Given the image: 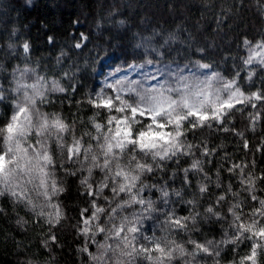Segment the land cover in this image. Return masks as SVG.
<instances>
[{"label": "trees", "instance_id": "trees-1", "mask_svg": "<svg viewBox=\"0 0 264 264\" xmlns=\"http://www.w3.org/2000/svg\"><path fill=\"white\" fill-rule=\"evenodd\" d=\"M261 42L264 0H0V89L5 95L0 101V128L15 111L18 94L13 90L17 81L34 84L43 77L40 83L44 96L37 97L36 109L49 121L59 117L69 129L58 132L52 128L43 137H37L33 130L23 143L24 147L31 144L39 148L37 140L46 141L54 161L49 171L64 191L51 195L49 185L48 200L38 180L27 185L28 198L37 206V212L43 208V216H38L26 202L0 195V264H97L92 257L103 251L98 245L105 243L106 233L97 232L93 242L94 228L88 235L81 232L83 219L95 211L93 201L105 211L98 220L91 221L92 225L108 229L113 223L118 226L125 217L133 222L139 219L137 247H151L152 239L160 240L162 246L174 241L191 253L195 245L190 241L205 245L212 242L209 247L213 255L198 253L193 260L174 253L170 264H241L242 260L251 264L244 260L251 255L253 240L247 238L251 233L236 239L233 211L240 217L238 223L250 224L254 211L260 208L259 200H264V98L253 97L250 102L236 104L222 123L211 120L210 126L190 128L185 122L181 139L192 146L190 153L162 161L160 167L150 156L136 152L141 163L153 165V171L142 174L133 189L135 194L143 188L139 197L151 202L149 210L131 203L129 193L114 195L111 180L99 196L88 195L80 181L89 177L90 161H84L81 153L78 162H69L67 147L77 139L84 148L91 145L93 153H100L98 143L102 141L93 138L98 135L95 124L104 126L102 131L106 132L109 111L94 107L89 100L96 98L97 72L107 64L113 68L142 60L207 64L225 82L234 81L246 97L253 93L264 97V64L259 62L260 57L245 63L254 44ZM25 43L29 46L27 53ZM78 43L80 48L76 47ZM111 114L117 113L113 110ZM137 118L141 124L136 129L149 123L146 117ZM57 135L63 137V150ZM205 149L209 155H204ZM131 155L128 151L121 157L122 166L129 167ZM100 159L102 162L103 157ZM194 160L200 162L202 170L191 169ZM185 169L189 171L185 173ZM248 176L254 180L251 191L242 182ZM103 180L104 172L93 168L89 177L93 192ZM120 182L122 178H117ZM202 185L206 187L204 192L200 191ZM164 191L169 193L167 197ZM252 195L257 200H252ZM113 208L117 212L109 221ZM208 208L215 215L208 213ZM57 212L59 223L55 222ZM169 216L188 218L186 229L170 226ZM256 218L258 226H264V217ZM52 236L56 237L54 241ZM259 242L264 244V240ZM107 243L115 247L116 241L110 239ZM257 251L256 264H264V249ZM158 255L152 253L153 257ZM105 259L107 264H117L118 260L127 264V258L111 251ZM134 264L154 261L141 254L134 258Z\"/></svg>", "mask_w": 264, "mask_h": 264}, {"label": "snow or ice", "instance_id": "snow-or-ice-1", "mask_svg": "<svg viewBox=\"0 0 264 264\" xmlns=\"http://www.w3.org/2000/svg\"><path fill=\"white\" fill-rule=\"evenodd\" d=\"M76 47L80 48L81 45L78 43ZM23 49L25 53L28 52L29 46L27 43L23 45ZM256 49L264 50V42L255 46V49L252 50L253 54L249 56L245 63H252L253 59L258 56L260 57L259 62L264 64V51H256ZM199 67L208 68L209 65L202 64ZM24 72H27V70H24ZM211 79H216V77L213 76ZM41 81H43V77H38L37 83L34 84H24L17 81V87L13 90L18 94L14 102L15 111L5 127L0 128V134L3 135V149L0 150V195L8 194L18 202H26L34 212H37V206L32 204L31 199L27 196V185L34 184L38 180V187L45 190L43 194L48 200L51 199V195H56L64 191V189L57 186L53 174L49 171L54 161L48 150L46 141L42 142L38 139L37 145H39V148L31 144L24 147L23 143L26 142L27 137L33 130H35L37 137L50 134L52 128H55L58 132L69 130L68 126L59 117L49 121L47 116H41L38 109H36L37 97L43 99L44 96ZM204 83L206 88H211L210 81H205ZM106 87L111 88L116 95L114 97L106 96L103 90H101L100 93L96 94L95 99L89 100V103L93 104L94 107H103L109 111L106 132L102 131L104 126L95 124L98 135L93 138L98 142L102 141L98 143L100 149L99 155L92 152L91 145L88 148H84L80 140L73 139L72 145L67 147V159L69 162H78L81 153H83V160L90 161V166L88 167L89 177L93 168H100L104 172V180L99 184L95 192L92 190V184L89 183V177H85L80 181L86 187L88 195L99 196L104 188L109 187L108 181L111 180L113 184L111 191L114 195L129 193L131 203L146 206V210L151 209L152 204L150 201H145L139 197V191H142L143 188L141 187L135 194H133V189L136 187V183L140 180L142 174L153 171V165L141 163L137 159L136 152L145 157L150 156L156 167H160V162L162 161L171 160L178 155L190 153L192 146L185 145L181 139L184 136L182 129L185 122L189 124L190 128L204 127L205 125L210 126L209 121L211 120L222 123L223 117L236 104L250 102L253 97L256 100L264 98L256 93H253L252 97H246L239 88L235 87L234 81L226 82L221 90L214 93L201 88L199 84L196 86V90L193 91L192 87L186 83L182 88H168L164 90L163 86H161L159 89L150 88L139 91L132 86L125 88L124 81L116 80L115 83L107 84ZM28 89L32 90L31 93ZM59 90L63 91V89ZM165 91L169 94H165ZM221 91L228 93L226 98L221 96ZM173 92L178 93V98H173L171 95ZM122 93L134 94L136 96L135 102L125 99ZM4 99L3 89H0V101ZM252 106L255 107V104ZM113 110L120 115H112ZM138 116H147L150 122L136 129L135 126L141 124V121L137 118ZM56 139L58 146L63 150L65 147L62 142L63 137L57 135ZM245 147H247L246 142ZM30 149L31 152L29 151ZM128 151H131L133 155L130 157L129 167H124L121 165L120 160ZM204 155H209L207 149H205ZM101 156L103 157L102 162ZM80 162L83 166V161ZM132 162H135L134 167H131ZM239 167V165H234V168ZM191 169L202 170L200 169V162L194 160ZM184 171L187 173L189 169H185ZM68 174L75 175V172ZM117 178H122V182L117 183ZM242 182L248 184L250 191L254 188V180L251 176H248ZM49 185L51 187V195L48 192ZM200 191H206V187L202 185ZM168 195L167 191L163 192L164 197ZM176 195L179 196V193H176ZM251 198L254 201L257 200L255 195H252ZM223 199L224 197L221 196L220 200ZM127 203L125 202V204ZM259 204L260 208L254 211V218L250 224L238 223L240 217L236 215L235 211L230 209V211H233L235 218L236 239H241L245 233H251L247 237L253 240L251 255L244 258V260L251 261V264H256L257 250L264 249V244L259 242L260 240H264V226H258L259 221L256 218L264 217V200H259ZM123 206L122 204L117 207ZM93 207L95 211L92 216L83 219L84 227L81 229V232L88 235L94 228L95 231L92 232L93 242H95L94 236L97 232L106 233L105 243L98 245V248L103 251L100 255L92 257L97 261V264H107L105 257L110 251L113 254L119 253L120 257L127 258V264H134V258L141 254L147 259L153 260L154 264H166V261L170 264L174 253H179L181 256H191L193 260L198 253H204L209 256L213 255V250L209 247L212 244L211 241L207 245L190 241V243L195 245V250L191 253L187 252L183 245L176 244L174 241H167L162 246L160 240L152 239L149 241L152 245L151 247H146L143 244L137 247L135 242L137 240L136 234L140 232V228L137 227L139 219L133 222L125 217L118 226L113 223L111 228L106 229L99 224H91V221L98 220L99 214L105 211V209L97 207L94 201ZM233 207L238 206L234 205ZM84 211H87V209ZM116 212V208L111 209L109 221H112ZM207 212L215 215L212 208H208ZM37 215H45L42 207L37 212ZM81 216L83 217V212ZM59 219L60 214L57 212L55 222L59 223ZM187 219L169 216L168 223L172 227L184 230L186 229ZM48 222L49 224L53 223L51 218H49ZM51 239L54 241L56 237L52 236ZM110 239L116 241L115 247L107 243ZM144 239L148 238L144 237ZM230 242L235 243L236 240ZM84 251H87V248ZM153 252L159 253V255L153 257ZM214 254L219 256V251L215 250ZM89 255L91 256L92 254L89 253ZM117 264H122V262L118 260ZM186 264H192V262L188 261ZM241 264H244L243 260Z\"/></svg>", "mask_w": 264, "mask_h": 264}, {"label": "rangeland", "instance_id": "rangeland-1", "mask_svg": "<svg viewBox=\"0 0 264 264\" xmlns=\"http://www.w3.org/2000/svg\"><path fill=\"white\" fill-rule=\"evenodd\" d=\"M257 44L259 43L254 44L253 49H255ZM252 50L250 51V55L253 54ZM256 51L264 50L256 49ZM255 58H258V56ZM199 65L201 64H156L145 60L136 63L132 62L125 66L115 68L107 64L104 69L97 72V93H100L101 90H103L104 95L114 97L116 93L111 88L106 87V85L115 83L116 80L124 81L125 88L132 86L139 91L150 88L159 89L161 86H163L164 90H167L168 88H182L185 83L190 85L193 91L196 90L198 84L201 88H205L209 92L214 93L221 90L226 83L223 78L220 75L211 72L208 68H200ZM213 76H215L216 79H211ZM205 81H210L211 88H206ZM165 94L169 93L165 91ZM220 94L222 97L226 98L228 93L221 91ZM122 95H124L125 99H129L130 102H135L136 100L134 94L122 93ZM171 95L173 98H178V93L176 92L171 93ZM116 115H118V113ZM145 117L148 118L147 116Z\"/></svg>", "mask_w": 264, "mask_h": 264}]
</instances>
